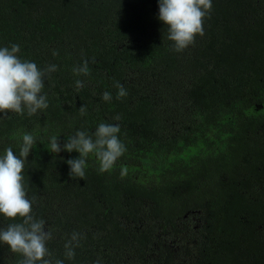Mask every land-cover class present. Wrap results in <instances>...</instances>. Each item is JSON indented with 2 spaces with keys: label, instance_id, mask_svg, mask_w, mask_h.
I'll use <instances>...</instances> for the list:
<instances>
[{
  "label": "trees",
  "instance_id": "trees-1",
  "mask_svg": "<svg viewBox=\"0 0 264 264\" xmlns=\"http://www.w3.org/2000/svg\"><path fill=\"white\" fill-rule=\"evenodd\" d=\"M158 17L159 0H0V47L57 66L47 109L0 113V155L34 137L23 184L64 264H264V0H212L182 52ZM100 123L119 125L126 151L106 172L90 153L72 177L79 153H52L51 138L63 149ZM18 222L0 214V228ZM22 259L0 242V264Z\"/></svg>",
  "mask_w": 264,
  "mask_h": 264
},
{
  "label": "clouds",
  "instance_id": "clouds-1",
  "mask_svg": "<svg viewBox=\"0 0 264 264\" xmlns=\"http://www.w3.org/2000/svg\"><path fill=\"white\" fill-rule=\"evenodd\" d=\"M212 9V0H159V20L166 25L167 38L173 42V50L182 52L194 43L197 35L204 34L203 21L209 16ZM20 46L12 44L0 47V113L23 115L25 110L29 116L48 108L47 95L42 94L45 86V77L57 70L56 65H49L40 69L36 63L22 60L18 53ZM53 55H57L54 51ZM75 75H88V62L74 67ZM77 90L84 85L81 80L75 82ZM117 99L127 96L123 85L117 82ZM104 101H111L112 95L104 92ZM85 106L80 108L81 115H86ZM115 119H119L117 116ZM118 124L100 123L95 132L89 134L77 130L67 138L63 149L56 137L50 141L52 153L62 150L76 151L79 157L67 161L72 177L85 176L86 158L94 153L99 160V171H109L116 161L126 151L120 141ZM23 143L17 155L12 147L5 149L0 155V214L9 220L17 218L21 222L10 223L0 228V242L7 245L13 253L20 254L23 259L20 264H64L63 260L55 259L47 247L52 236L50 227L45 230L46 222L32 215L33 200L27 197L23 184V171L30 151L35 143L31 134L25 133ZM126 170L121 171V176ZM80 234L73 232L65 242V257L74 259V247L79 246ZM98 264V262H97Z\"/></svg>",
  "mask_w": 264,
  "mask_h": 264
}]
</instances>
